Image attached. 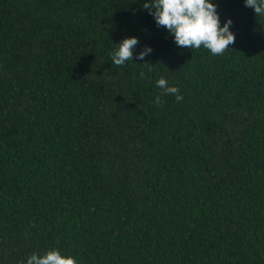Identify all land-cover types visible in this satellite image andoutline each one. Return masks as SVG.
Masks as SVG:
<instances>
[{
  "label": "trees",
  "instance_id": "obj_1",
  "mask_svg": "<svg viewBox=\"0 0 264 264\" xmlns=\"http://www.w3.org/2000/svg\"><path fill=\"white\" fill-rule=\"evenodd\" d=\"M145 2L0 0V264H264V15L212 0V55Z\"/></svg>",
  "mask_w": 264,
  "mask_h": 264
},
{
  "label": "clouds",
  "instance_id": "obj_2",
  "mask_svg": "<svg viewBox=\"0 0 264 264\" xmlns=\"http://www.w3.org/2000/svg\"><path fill=\"white\" fill-rule=\"evenodd\" d=\"M245 6L254 10L256 16L264 15V0H244ZM142 7L153 15L158 27H165L169 34L174 36V42L182 48L192 50L203 46L212 55H223L225 50L235 43V33L231 30L233 20L228 18L223 26L218 5L212 0H146ZM136 36L126 37L116 43L118 47L110 54L111 62L116 66H124L133 60V50L138 45ZM150 46H145L138 54L140 60L152 52ZM152 69L149 66L148 71ZM143 79L145 73L140 72ZM156 86L162 89L161 95H171L177 102L183 100L180 89L168 86V81L161 77L156 81ZM161 95H157L155 103L161 104ZM26 264H78L72 256H63L59 250L52 249L45 254H31Z\"/></svg>",
  "mask_w": 264,
  "mask_h": 264
}]
</instances>
